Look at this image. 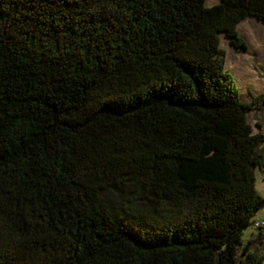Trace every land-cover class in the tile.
I'll return each instance as SVG.
<instances>
[{
    "label": "trees",
    "instance_id": "16d2710c",
    "mask_svg": "<svg viewBox=\"0 0 264 264\" xmlns=\"http://www.w3.org/2000/svg\"><path fill=\"white\" fill-rule=\"evenodd\" d=\"M204 3L0 0V264H257L264 95L219 44L264 0Z\"/></svg>",
    "mask_w": 264,
    "mask_h": 264
},
{
    "label": "rangeland",
    "instance_id": "374dc122",
    "mask_svg": "<svg viewBox=\"0 0 264 264\" xmlns=\"http://www.w3.org/2000/svg\"><path fill=\"white\" fill-rule=\"evenodd\" d=\"M217 2L218 0H205L204 6L210 7ZM236 31L247 46L246 52H234L223 35L220 36L219 46L225 52V71L233 78L240 100L249 104L251 97L264 95V24L248 17L237 25ZM262 118L264 124V105H254L247 111V121L253 133L260 132L264 135ZM254 180L256 194L264 197V170H255ZM252 221L254 224L264 223V208L256 212ZM254 224L243 231L241 249L249 243L248 253L255 258L257 264H264V226L254 228ZM240 253L239 250L237 258H240Z\"/></svg>",
    "mask_w": 264,
    "mask_h": 264
},
{
    "label": "built area",
    "instance_id": "2783aa9c",
    "mask_svg": "<svg viewBox=\"0 0 264 264\" xmlns=\"http://www.w3.org/2000/svg\"><path fill=\"white\" fill-rule=\"evenodd\" d=\"M264 226V223L263 222H258V223H255L254 224V228H261Z\"/></svg>",
    "mask_w": 264,
    "mask_h": 264
},
{
    "label": "crops",
    "instance_id": "0c3cea01",
    "mask_svg": "<svg viewBox=\"0 0 264 264\" xmlns=\"http://www.w3.org/2000/svg\"><path fill=\"white\" fill-rule=\"evenodd\" d=\"M260 108L262 109V107H260ZM262 111H263V109H262ZM262 111H261V114H262ZM261 123H262L261 124L262 125L261 127L264 129L263 118H262V122Z\"/></svg>",
    "mask_w": 264,
    "mask_h": 264
}]
</instances>
